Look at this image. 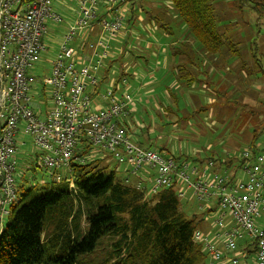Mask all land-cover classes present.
I'll return each mask as SVG.
<instances>
[{"label": "built area", "instance_id": "obj_1", "mask_svg": "<svg viewBox=\"0 0 264 264\" xmlns=\"http://www.w3.org/2000/svg\"><path fill=\"white\" fill-rule=\"evenodd\" d=\"M56 1L0 0V233L2 217L16 196L20 136L32 139L43 167L56 180L70 179V188L74 154L84 137L128 167L136 179L134 186L147 196L176 186L180 200L191 192L200 210H221L214 220L215 232L198 230L194 235L207 253V264H264V146L256 155L250 149L242 152L244 165L234 176L221 172L212 161L199 165L176 160L135 144L118 123L129 114L131 95L117 98L109 88L102 94L107 106L97 107L88 93L89 87L99 85L104 60L110 57V39L123 28V16L98 21L99 11L111 12L124 0H79L77 19L61 38L52 74L40 83L45 93L50 89L45 98L50 104L43 100L40 105L50 107L44 112L36 109L33 95L38 94V84L32 71L48 52V22H63L54 9ZM94 25L101 34L96 43L88 44L91 60L82 62L70 43ZM227 213L232 226L227 225ZM252 244L256 253L247 259L244 253Z\"/></svg>", "mask_w": 264, "mask_h": 264}, {"label": "trees", "instance_id": "obj_2", "mask_svg": "<svg viewBox=\"0 0 264 264\" xmlns=\"http://www.w3.org/2000/svg\"><path fill=\"white\" fill-rule=\"evenodd\" d=\"M127 2L131 7L127 13V26L130 29L133 28L137 8L146 11L147 14H150V10L143 9V4L148 0H136L134 7L132 0ZM170 2L181 22L188 29L189 36L184 42L176 44L173 41L171 45L172 53L169 56H185L187 61L178 66L177 72L168 73L166 78L171 79L169 85L171 86L173 81H179L181 86L178 89L182 90L201 82L203 89L210 87L212 81L203 82L205 79L201 77L203 73L200 68L201 65L204 66L206 59H214V56L220 55L224 45L216 22L214 0H170ZM125 3H118L111 12L101 8L98 21L118 16V7L124 8ZM259 5L264 8V0H261ZM148 22L152 24L153 29L159 26L158 30L163 29L166 34H173L171 26L158 16H151ZM119 33L113 38L116 39ZM194 44L199 46L200 51H195ZM122 47L126 48V42L123 41ZM111 51L110 47V57L104 60V67L107 62L111 67L119 60L124 61L122 55L112 56L114 53ZM131 54L133 56L134 52ZM201 54L205 59L200 58ZM252 56L259 72L264 76L263 62L258 60L257 55ZM145 63L147 67L150 64L148 60H145ZM138 65L141 66L139 62ZM125 76L130 75L124 70L116 76V86L121 81L126 82L123 78ZM35 79L38 84V78ZM165 79L161 80L164 86ZM41 80L42 78L40 83ZM167 89L176 102L180 103L185 99L182 95L173 92L170 87L167 86ZM38 90L43 99L47 98L43 87ZM42 102H39L37 110L43 109L40 105ZM166 108L168 114H179L178 111L188 110L183 109L182 105L176 107L171 105ZM210 109L209 106H200L177 120L188 119L192 115ZM126 117L133 119L130 112ZM118 123L128 134L127 122ZM140 136L138 145L145 149H157L156 140H152L149 135L146 139L144 134ZM260 138L261 134L254 132L248 148L254 155L260 153L264 146ZM91 147L86 138H80L71 166L73 188H70V179L56 180L52 173L51 181L44 184L38 196H33V191H25V194L19 196L23 187H16V196L10 205L11 218L6 226H2L0 233V264H77L80 257L92 253L99 242L106 237H110L113 241L114 250L110 261L107 260L104 264L109 262L111 264H207V253L201 244L196 243L194 235L198 230L203 232L206 230L207 217L214 210L187 215L182 209L183 205L176 186L163 188L158 193L147 196L145 191L138 190L134 186L136 179L131 176L128 167L125 169L126 173L118 169L111 170L105 160L94 157ZM158 152L167 155L165 148H160ZM190 157L174 156L176 160L185 158L200 165L212 161L219 170L233 169V174L244 165V161L235 156L213 155L203 159ZM77 159L84 161L80 162ZM29 196H32V200L27 203ZM18 197L20 200L17 205ZM94 199L101 201L94 204L92 202ZM255 253L256 248L252 244L247 247L244 254L249 259Z\"/></svg>", "mask_w": 264, "mask_h": 264}, {"label": "rangeland", "instance_id": "obj_3", "mask_svg": "<svg viewBox=\"0 0 264 264\" xmlns=\"http://www.w3.org/2000/svg\"><path fill=\"white\" fill-rule=\"evenodd\" d=\"M124 2H126V7L119 6L117 11L119 15L124 16L123 29L116 40L110 39L111 50L113 52L116 50L122 55L124 61L121 58L122 60L112 64L114 68L113 66L111 68L112 73L115 71L116 76H119L123 70H133L129 74L130 76L126 77V82L121 81L120 85L124 87L123 93H136L133 84L135 80L137 81L135 74L138 77L146 74L148 67L145 60H148L150 65H157V63L161 65L163 62V58L158 60L157 56H152L159 51V48L155 47L158 45V41L170 54L173 41L180 44L187 39L189 34L188 29L173 9L170 0H148L150 4L145 2L143 9L150 10V14L137 8V16L133 28L130 29L127 26V13L131 7L127 0ZM135 2L136 0H132L133 7ZM260 2L261 0H214L216 22L224 45L220 55L214 56V59H206L204 66L201 65L200 68L203 73L201 77L205 79H202L203 82L212 81L211 86L203 89V83L200 82L190 88L185 86L186 88L182 87L183 89L179 90L178 88L181 86L179 81H173L170 86L171 79L166 78L165 89L168 86L173 92L185 97L179 104L183 109L187 108L188 110L178 111L179 114H168L164 107L169 106V102L166 97L162 100L158 93L152 94L149 102L143 101L140 99L141 97H137V94L132 96L129 110L130 115L131 111H134V119L137 122L131 120L127 122L132 142L138 145L141 136H137L138 133L134 134V131H142L144 139L149 135L152 140H156L157 149H154L155 151L158 152L160 148H165L166 154L175 157L185 154L191 156L192 159L195 157L203 159L213 155L222 157L231 155L239 158L242 152L249 148L254 132L261 134L260 142L264 143V76L259 72L252 56L253 54L257 55L264 67V8L259 5ZM78 3L79 0H59L54 3V9L61 15L63 22L60 24L48 22V35L45 38L48 52L42 54L40 62L32 71V74L38 78V88L41 87L40 78L49 77L52 74V63L57 55L61 38L66 34L69 25L77 19ZM151 16H158L163 19L164 23H168L173 29V34H166L163 29L154 31L153 28H150L149 26L152 24L148 21ZM143 31H147L155 46L149 41L150 39H147L148 42L145 44L148 48L141 45L140 41L146 40L145 35L142 34ZM119 37L126 42V48L117 46ZM70 46L75 47L76 43H70ZM77 47H79V43ZM193 48L196 52L200 51L197 44H194ZM131 52H134L133 56ZM163 54L166 56L165 51ZM152 66L155 69V66ZM206 75L209 76V79ZM111 82L112 80L109 85ZM37 91L39 92L38 89ZM46 94H50V89L46 90ZM33 103L34 105L39 104L36 95H33ZM47 104H50V101H47ZM174 105L177 106L176 103ZM42 106L46 108L49 105ZM200 106H209L211 109L192 115L188 119L177 120L179 117L197 110ZM173 109L177 111V109ZM143 134L141 133V135ZM20 138L26 144L21 145V142L17 153L16 187H23L19 196L25 194V191H33V196H38L42 192L44 184L51 181L52 172L43 167L41 156L34 147L32 139L25 136H20ZM138 139L140 140L138 141ZM91 148L94 155L110 165L111 170L118 169L122 173L126 171L127 167L120 165L102 147ZM27 149L25 156L24 152ZM152 183L153 181L149 185ZM99 199H94L92 202L98 204L101 201ZM19 200L20 197L17 199V205ZM31 200L32 196H29L26 202ZM180 201L183 211L189 216L204 212L200 210V203L192 197L191 192ZM210 205L216 207L212 202ZM7 210L9 213L2 217L3 226H6L11 218L10 205L7 206ZM220 213L221 210H218L208 215L205 232L216 231L213 224L216 216ZM226 222L228 226H232L233 220L229 213L226 215ZM112 243L110 237L102 239L96 249L92 253L80 257L77 264H104L107 260L110 261L112 250H114ZM109 264L111 263L109 262Z\"/></svg>", "mask_w": 264, "mask_h": 264}, {"label": "crops", "instance_id": "obj_4", "mask_svg": "<svg viewBox=\"0 0 264 264\" xmlns=\"http://www.w3.org/2000/svg\"><path fill=\"white\" fill-rule=\"evenodd\" d=\"M149 27L152 28L151 25ZM153 30L154 31H158V28L157 29L155 28ZM100 34H101L100 28L97 27L96 25H94V27L92 29H88V30L82 32L79 35V37L75 40V43H76L75 47H77V45L79 43V47H77L76 49L79 51V54L83 57L82 62H84V61L87 62V61L91 60L92 53L88 50V44L89 43H96V41H97V39H98ZM142 34L145 35V39L146 40L145 41L141 40L140 43H141V45L143 44V46H145V44L148 42V40L151 37H150V35L148 36L147 31L146 32L143 31ZM119 38H120L119 39V44H117V46L121 47V46H123V41L121 40V37H119ZM115 40H114V42H117ZM149 41H151V43L154 44V46H155V43L151 39ZM155 47H158L159 51L157 52V54H152V56L153 55H155V57L157 56L158 60H161L163 58L162 64L161 65H160V63H157V65L156 64H152V65L155 66V69L153 68L152 65L149 64V66L147 68V71H146V74L145 75L143 74L142 77H138L135 74V78L137 79V81L135 80L133 84H134V88H135V92L136 93H130V92L129 93L126 92V93L131 95V97L135 96L137 94V97H141L140 99H143V101L146 100L147 102H149L150 98L152 97V94L158 93V94L161 95L160 98L162 100H164L165 97H166L167 101L169 102V106L170 105L175 106L174 105L175 103H177V106H179L180 105L179 101L176 102L171 97L170 91L168 89H165L162 81H164V79L166 78L168 73L177 72L178 71V66L181 65V63H184L185 61H187V57H185V56H180V57L179 56L178 57L169 56L168 51L164 48L163 45H160L159 41H158V45L155 46ZM145 48H148V46L147 47L145 46ZM114 49H116V48H114ZM114 51L115 52L111 51L112 53H114L112 56H115V55L119 54V53L116 52V50H114ZM164 51H165L166 56L163 54ZM200 58L201 59L202 58L205 59L203 54L200 55ZM113 68H114V66H113ZM132 71L133 70H128V71L125 70L124 72L127 73V74L128 73L130 74ZM109 77H111V78L109 79ZM123 78L127 79L126 76L123 77ZM99 79H100V82H99V85L97 87H95V88L94 87H89L88 88V93L91 95V97L93 99V102H94V104L97 107H105V106H107V103L102 99V94L107 90V88H110V87L115 88L116 87L115 89H116V92H117V94H116L117 98H120L123 94H125V93L122 92L123 88H124L123 86H121L120 84H118L116 86V73H115V71L112 73V68L110 67L108 62L105 63L104 69H102L100 71ZM111 80H112L111 85H109V82ZM167 92H168V94H167ZM36 96L39 99V102L43 101V97L41 96L40 91H39V93ZM160 98H157V99L160 100ZM157 105H159V104H157ZM169 106H165L164 108L169 107ZM42 108H43L42 112H44L45 111L44 106H42ZM129 112H130V110H129ZM131 112H132L131 115L133 116V119H129L128 117H125V118H123L121 120V122H124V121L125 122H130L129 120L136 122V120L134 119L135 116L133 115L134 111H131ZM135 133H138L137 136H140L142 131L141 132L134 131V134ZM127 135L129 136V138H131L130 137L131 136L130 129H128V134ZM139 140L140 139H138V141ZM24 144H26L25 141H23L21 143V145H24ZM27 151H28V149L24 152V154L27 153ZM181 155H183V154H181ZM25 156H26V154H25ZM168 156H171V155H168ZM228 156L230 157L231 155H228ZM94 157L98 158L96 155ZM171 157H174V156H171ZM180 160L184 161L185 158H182ZM187 161L193 162L191 160H187ZM193 163H196V164L200 165V163H198V162H193ZM232 170L233 169H223V168L220 169L221 172H228V174H230L231 176H234Z\"/></svg>", "mask_w": 264, "mask_h": 264}]
</instances>
